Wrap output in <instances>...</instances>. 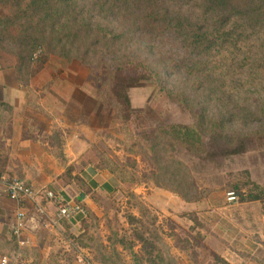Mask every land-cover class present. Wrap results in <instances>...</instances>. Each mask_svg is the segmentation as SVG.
Instances as JSON below:
<instances>
[{"label": "rangeland", "instance_id": "1", "mask_svg": "<svg viewBox=\"0 0 264 264\" xmlns=\"http://www.w3.org/2000/svg\"><path fill=\"white\" fill-rule=\"evenodd\" d=\"M94 2L83 3L95 24ZM1 41L0 56L24 52V47ZM156 46L155 43V49L150 50L148 41L136 34L131 44L124 45L125 49L97 51V56L104 55L112 64V58L134 55L158 68ZM82 54L80 51L71 56ZM162 54L184 56L173 38H168ZM85 60L87 64L75 59L67 63L53 55L35 77L28 79L22 71V84L18 83L30 88L28 107L35 121L34 116L40 112L35 101L43 97L41 93L50 90L58 99L63 98L64 87H76V95L68 98L79 102L84 97V102L80 108L68 106V110L80 114V119L90 122L96 132L85 160L95 166L110 162L125 172L123 182L118 175L110 174V185L90 192L86 188L77 190V194L89 196L92 209L82 205L87 215L82 217L79 230L61 238L63 258L69 264H220L212 256L216 254L227 263L221 249L240 264L257 260L264 264V252L254 249L264 244V201L241 202L238 197L248 194L247 182L264 189V123H217L213 116L215 103L208 102L203 92L190 89V78L186 80L184 73L169 63L161 64L170 72L165 84L170 90L183 92L191 102L182 105L155 85L141 83L127 89L131 97L127 113L109 96L103 73L96 72V47ZM10 115L0 109L1 137H6L7 124L12 125L14 113ZM178 124L199 127L204 142L201 155L178 144L167 155L157 145L158 128ZM40 190L48 189H37ZM230 193L234 194L233 202L228 201ZM28 203L38 205L36 199ZM21 212L25 215L24 210ZM227 228L244 239L238 241L230 234L236 244L230 238L227 243V237L220 235L221 229ZM120 240L124 243H118ZM243 242L244 250L240 251L238 246Z\"/></svg>", "mask_w": 264, "mask_h": 264}, {"label": "trees", "instance_id": "2", "mask_svg": "<svg viewBox=\"0 0 264 264\" xmlns=\"http://www.w3.org/2000/svg\"><path fill=\"white\" fill-rule=\"evenodd\" d=\"M84 1L88 0H0L1 40L24 47L23 53L0 56V71L13 69L22 84V71L28 79L35 77L51 56L87 64L85 58L96 47V72L103 73L109 96L127 113L131 110L127 89L141 83L155 85L182 105L191 102L165 84L170 72L161 64L169 63L186 80L190 78V89L203 92L208 102L215 103L217 123H264V0H96L95 24ZM136 34L148 41L150 50L157 44L158 68L134 55L112 58V64L103 54L97 56V51L125 49ZM168 38L179 44L184 56L162 54ZM80 51L82 55L71 56ZM0 109L9 116L13 112L4 102ZM6 132L2 140L10 137L12 125L7 124ZM156 134L157 145L167 155L172 154L174 144L197 156L204 152L203 133L195 124L162 126ZM7 159V152L0 151V174ZM96 169L125 180L124 170L110 162ZM246 187H250L248 194L238 195L241 202L264 201V189L251 182ZM212 256L227 264L218 255Z\"/></svg>", "mask_w": 264, "mask_h": 264}, {"label": "crops", "instance_id": "3", "mask_svg": "<svg viewBox=\"0 0 264 264\" xmlns=\"http://www.w3.org/2000/svg\"><path fill=\"white\" fill-rule=\"evenodd\" d=\"M29 89L18 84L13 69L0 71V102L10 105L14 113L10 137L2 140L0 134V151L5 150L8 154L4 172L0 174V257L17 258L23 264H69L60 254L63 251L61 238L77 233L82 216H76L69 223L63 222L57 228L44 227L42 218L35 210L40 205L45 209L47 218H54L51 204L43 196L36 198L38 205L28 202L20 204L8 196L7 185L17 178L36 189L60 192L66 200L92 209L89 196L84 192L77 194V190L86 188L90 192L103 188L110 185L112 177L107 171H99L91 161L85 160L88 149L96 139V132L92 131L94 128L90 122L80 119V114L77 116V113L68 110V106L78 109L84 102V97L79 98V102L68 98L76 95L78 89L64 87L63 98L58 96V99L50 90L41 93L43 97L35 101L40 111L34 116L37 121L29 113ZM48 99H51V103ZM57 108L60 109L59 113ZM54 130L58 134H54ZM20 210L25 211L24 226L19 236H14L13 228ZM230 234L236 240L243 238L241 234L235 235L233 229H221L220 235L227 237V243L230 238L236 244ZM12 239H15V243ZM205 244L209 245L207 240ZM261 244L254 249L264 252V244ZM238 248L243 251L244 242ZM220 254L228 264H240L231 253L220 249ZM246 264L262 263L257 260Z\"/></svg>", "mask_w": 264, "mask_h": 264}, {"label": "built area", "instance_id": "4", "mask_svg": "<svg viewBox=\"0 0 264 264\" xmlns=\"http://www.w3.org/2000/svg\"><path fill=\"white\" fill-rule=\"evenodd\" d=\"M8 196L19 202L25 204L30 201H34L37 197L43 196L54 209V218H47V213L44 208L37 206V214L42 218L44 227L57 228L62 222L69 223L76 216L80 215L86 217L87 212L85 208L80 204L72 200H66L60 192L53 190L37 191L33 186L26 184L25 182L15 178L12 179L7 185ZM235 199L234 194H228V201L233 202ZM42 208V209H41ZM24 214L21 210L16 215V223L13 228V235L19 236L20 231L23 228ZM65 242V241H64ZM67 243V242H66ZM65 243V244H66ZM81 263V260H78ZM0 264H23L18 262L17 258L10 259L9 257L0 258Z\"/></svg>", "mask_w": 264, "mask_h": 264}]
</instances>
